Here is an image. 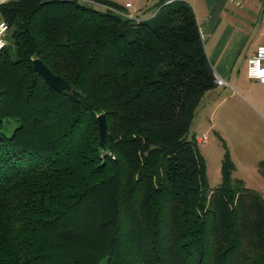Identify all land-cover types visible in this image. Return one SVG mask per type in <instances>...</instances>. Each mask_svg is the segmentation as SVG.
<instances>
[{
    "label": "trees",
    "instance_id": "trees-1",
    "mask_svg": "<svg viewBox=\"0 0 264 264\" xmlns=\"http://www.w3.org/2000/svg\"><path fill=\"white\" fill-rule=\"evenodd\" d=\"M89 1L0 4V264H264V199L226 150L207 189L186 135L215 86L192 8Z\"/></svg>",
    "mask_w": 264,
    "mask_h": 264
},
{
    "label": "crops",
    "instance_id": "crops-1",
    "mask_svg": "<svg viewBox=\"0 0 264 264\" xmlns=\"http://www.w3.org/2000/svg\"><path fill=\"white\" fill-rule=\"evenodd\" d=\"M185 1L192 8L211 70L224 81L199 100L200 108H209L207 130H220L236 102L256 105L264 114V84L245 74L247 58L257 45H264V0Z\"/></svg>",
    "mask_w": 264,
    "mask_h": 264
},
{
    "label": "rangeland",
    "instance_id": "rangeland-1",
    "mask_svg": "<svg viewBox=\"0 0 264 264\" xmlns=\"http://www.w3.org/2000/svg\"><path fill=\"white\" fill-rule=\"evenodd\" d=\"M119 4L124 14L137 18L149 17L160 5L159 0H112ZM130 7L124 8L125 3ZM166 3V2H164ZM4 40L12 51L7 31ZM234 109L226 115L220 130L211 126L209 108L198 105L187 130V138H202L196 142L205 167L207 189L215 187L220 181V160L224 150L233 165L232 179H240L246 187L252 188L264 199V178L258 171V162L264 159V114L259 113L256 105L235 103ZM219 110V109H218Z\"/></svg>",
    "mask_w": 264,
    "mask_h": 264
},
{
    "label": "built area",
    "instance_id": "built-area-1",
    "mask_svg": "<svg viewBox=\"0 0 264 264\" xmlns=\"http://www.w3.org/2000/svg\"><path fill=\"white\" fill-rule=\"evenodd\" d=\"M10 1V0H7ZM83 2H90L89 0H82ZM170 0H167V2H169ZM98 6L102 7V8H108L102 4H98ZM130 7L129 3H125L124 4V8H128ZM113 12L125 17V18H129V19H133L134 16L132 14H124L122 13L120 10H114L111 9ZM5 35V34H4ZM4 35L3 37H0V39L4 40ZM263 62H264V45H257L255 47V49L253 50V52L251 53V55L247 58L246 60V77L252 80H256L260 83L264 84V66H263ZM214 76V84L215 86H222L224 85V81L217 75L213 74ZM198 143H203V139L199 138L198 139Z\"/></svg>",
    "mask_w": 264,
    "mask_h": 264
},
{
    "label": "water",
    "instance_id": "water-1",
    "mask_svg": "<svg viewBox=\"0 0 264 264\" xmlns=\"http://www.w3.org/2000/svg\"><path fill=\"white\" fill-rule=\"evenodd\" d=\"M33 70L43 79V81L51 88L58 91H69V83L62 77L53 74L39 59L34 58L31 60ZM96 124L98 131L99 142L104 140L105 136V121L104 115L98 114L96 116Z\"/></svg>",
    "mask_w": 264,
    "mask_h": 264
},
{
    "label": "clouds",
    "instance_id": "clouds-1",
    "mask_svg": "<svg viewBox=\"0 0 264 264\" xmlns=\"http://www.w3.org/2000/svg\"><path fill=\"white\" fill-rule=\"evenodd\" d=\"M7 0H0V4L6 3ZM7 31V25L3 20H0V37H3L5 32ZM6 44V41L3 39H0V48L4 47Z\"/></svg>",
    "mask_w": 264,
    "mask_h": 264
}]
</instances>
